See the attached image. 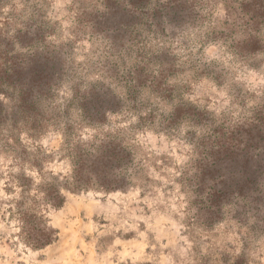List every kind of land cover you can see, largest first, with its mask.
<instances>
[{
  "label": "rangeland",
  "instance_id": "rangeland-1",
  "mask_svg": "<svg viewBox=\"0 0 264 264\" xmlns=\"http://www.w3.org/2000/svg\"><path fill=\"white\" fill-rule=\"evenodd\" d=\"M1 61L49 73V123L0 149V264H264V0H0ZM66 122L91 186L51 207L36 189L71 180Z\"/></svg>",
  "mask_w": 264,
  "mask_h": 264
},
{
  "label": "trees",
  "instance_id": "trees-1",
  "mask_svg": "<svg viewBox=\"0 0 264 264\" xmlns=\"http://www.w3.org/2000/svg\"><path fill=\"white\" fill-rule=\"evenodd\" d=\"M12 63V61L8 63L1 61L0 63V149L8 152L15 151L14 148H11V142L13 141L15 144L18 143L19 138L16 137L15 132L19 133L22 130V127L27 129L30 134L34 135L36 133H41L45 129V125L49 123V121H46L47 123H45L44 120L38 118L39 113L35 111L34 107L37 102L35 97L46 95V88L44 87H49V82L47 81L49 73L47 72L44 74L43 72L45 71L43 70L42 72L34 71L32 73L34 76L26 78L22 74V71L14 69V64L12 65ZM7 64L12 66L5 67ZM71 128V124L66 122L64 125L66 138L65 144L69 147H75L71 150L72 152H70L74 167L73 173L70 177L71 180L67 179L63 184L48 181L44 184L37 185L36 193L38 194L39 192H42L44 194L41 201L47 206L59 207L63 205L65 197L60 188L61 186H65L71 190L74 188H88L91 186V178L84 180L82 177L84 168L86 167L82 162L86 159L85 157L88 156V150H77L78 148L74 145V142L71 139ZM99 146L108 148L109 145L102 143ZM116 156L117 153L109 148L107 158H110V160L105 161L103 165H99L95 168L94 173L97 175L94 182L95 184H100L107 189L110 188L111 185H115L108 182L109 180L106 177L114 167V164H111V161L116 160ZM14 158L16 161H23L16 153ZM38 167L41 174L42 168L39 163ZM112 179L115 183H120L117 177ZM120 181H123V179L121 178ZM17 185L21 188L23 199L26 198L25 192L29 190L28 184L23 181H17ZM117 186L121 188L122 184H118ZM35 201L40 200L37 199ZM23 202L24 201H22V203ZM17 209V215L21 221L22 236L25 237L27 242L33 247L42 248L50 245L54 241L56 232L53 229L45 224L43 226L32 225L30 218L27 217L29 215L28 211L21 208L20 205ZM7 211L10 212V210ZM10 214L13 215V212H10Z\"/></svg>",
  "mask_w": 264,
  "mask_h": 264
}]
</instances>
